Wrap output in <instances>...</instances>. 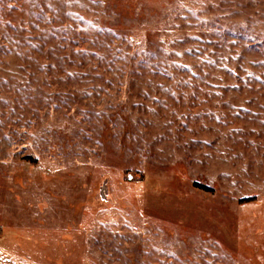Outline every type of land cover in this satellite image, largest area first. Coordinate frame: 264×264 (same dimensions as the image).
<instances>
[{
    "label": "rangeland",
    "instance_id": "rangeland-1",
    "mask_svg": "<svg viewBox=\"0 0 264 264\" xmlns=\"http://www.w3.org/2000/svg\"><path fill=\"white\" fill-rule=\"evenodd\" d=\"M0 264H264V0H0Z\"/></svg>",
    "mask_w": 264,
    "mask_h": 264
}]
</instances>
